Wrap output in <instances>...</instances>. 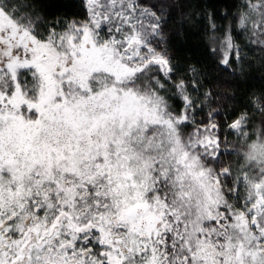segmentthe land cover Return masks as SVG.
Returning a JSON list of instances; mask_svg holds the SVG:
<instances>
[{"label":"snow or ice","instance_id":"obj_1","mask_svg":"<svg viewBox=\"0 0 264 264\" xmlns=\"http://www.w3.org/2000/svg\"><path fill=\"white\" fill-rule=\"evenodd\" d=\"M78 2L0 0V264H264V94L222 125L167 5ZM233 8L208 15L225 70L264 53V0Z\"/></svg>","mask_w":264,"mask_h":264},{"label":"trees","instance_id":"obj_2","mask_svg":"<svg viewBox=\"0 0 264 264\" xmlns=\"http://www.w3.org/2000/svg\"><path fill=\"white\" fill-rule=\"evenodd\" d=\"M38 7L48 17L83 15L78 0H39ZM234 11L233 0H177L167 15V44L177 72L187 77L186 70L195 67L203 73L198 77L202 81L201 96L208 90L215 95L216 91L225 89L221 106L223 125L231 122L245 106H250L254 97L264 94V53L244 48L247 58L243 63L234 62L225 70L218 65V57L209 51L212 45L208 39V15L215 13V22L221 28L217 35H221L223 26L228 23L223 19L224 14ZM245 39L238 36L236 42L243 47Z\"/></svg>","mask_w":264,"mask_h":264},{"label":"rangeland","instance_id":"obj_3","mask_svg":"<svg viewBox=\"0 0 264 264\" xmlns=\"http://www.w3.org/2000/svg\"><path fill=\"white\" fill-rule=\"evenodd\" d=\"M146 2L149 4L157 3V4L167 5V7L163 8L162 10L165 13V21H166L165 26H164V32H165V35L168 37L167 15L171 11V9H173L175 7L177 0H146ZM167 43H168V40H167ZM169 52H170V50H169ZM225 94H226L225 89L221 88L220 90L216 91L214 96L220 97V100H218V101L214 100L213 104L211 105V106H218L220 108V114H219L218 120L222 125L224 124V121L222 119V112H221L222 107L221 106H222L223 99H225V97H224ZM205 111H207V109H205ZM227 139H228V137H227ZM232 140H234V139H228L229 142H231Z\"/></svg>","mask_w":264,"mask_h":264}]
</instances>
